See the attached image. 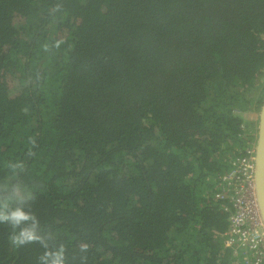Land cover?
<instances>
[{
	"label": "trees",
	"instance_id": "16d2710c",
	"mask_svg": "<svg viewBox=\"0 0 264 264\" xmlns=\"http://www.w3.org/2000/svg\"><path fill=\"white\" fill-rule=\"evenodd\" d=\"M263 101L264 0H0V185L70 264H243L222 178Z\"/></svg>",
	"mask_w": 264,
	"mask_h": 264
},
{
	"label": "built area",
	"instance_id": "2783aa9c",
	"mask_svg": "<svg viewBox=\"0 0 264 264\" xmlns=\"http://www.w3.org/2000/svg\"><path fill=\"white\" fill-rule=\"evenodd\" d=\"M237 159L222 178L223 191L231 192L234 212L225 244L243 264H264V223L255 195V148Z\"/></svg>",
	"mask_w": 264,
	"mask_h": 264
},
{
	"label": "clouds",
	"instance_id": "9594fccd",
	"mask_svg": "<svg viewBox=\"0 0 264 264\" xmlns=\"http://www.w3.org/2000/svg\"><path fill=\"white\" fill-rule=\"evenodd\" d=\"M35 198L34 192L26 185H0V224L12 229L11 240L17 246L34 242L43 244L45 251L40 258L41 264H70V255L65 245L50 249L45 242L39 219L28 207Z\"/></svg>",
	"mask_w": 264,
	"mask_h": 264
},
{
	"label": "water",
	"instance_id": "95a60500",
	"mask_svg": "<svg viewBox=\"0 0 264 264\" xmlns=\"http://www.w3.org/2000/svg\"><path fill=\"white\" fill-rule=\"evenodd\" d=\"M258 115V133L255 145V195L264 223V101Z\"/></svg>",
	"mask_w": 264,
	"mask_h": 264
}]
</instances>
